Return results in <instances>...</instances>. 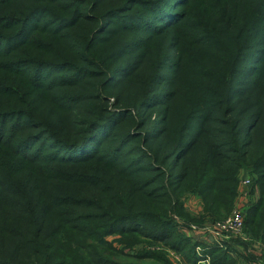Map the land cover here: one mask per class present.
<instances>
[{
    "label": "trees",
    "instance_id": "obj_1",
    "mask_svg": "<svg viewBox=\"0 0 264 264\" xmlns=\"http://www.w3.org/2000/svg\"><path fill=\"white\" fill-rule=\"evenodd\" d=\"M243 166L264 245V0H0V264H194Z\"/></svg>",
    "mask_w": 264,
    "mask_h": 264
},
{
    "label": "built area",
    "instance_id": "obj_2",
    "mask_svg": "<svg viewBox=\"0 0 264 264\" xmlns=\"http://www.w3.org/2000/svg\"><path fill=\"white\" fill-rule=\"evenodd\" d=\"M254 180L250 177L242 178L239 181L237 191V199L232 212L222 220L211 221L207 220L199 226H191L190 235L193 241L197 242L195 253L198 259L194 264H210L211 257L206 252L212 245L228 249L236 258H242L246 252H252L263 256V244L253 237L245 225L244 207L247 204V199L250 197L251 185ZM240 243H247V250L241 247ZM233 246L234 248H231ZM171 255L180 260L181 255L175 250H170ZM169 253V254H170ZM254 264H264V258L254 262Z\"/></svg>",
    "mask_w": 264,
    "mask_h": 264
},
{
    "label": "rangeland",
    "instance_id": "obj_3",
    "mask_svg": "<svg viewBox=\"0 0 264 264\" xmlns=\"http://www.w3.org/2000/svg\"><path fill=\"white\" fill-rule=\"evenodd\" d=\"M177 78H178V80L180 79L179 75H177ZM112 100H113V98L110 99V101H112ZM255 175H256V173L253 171V169L251 167L243 166L240 169V171L237 175L235 197L233 198L232 206H231V209L229 210V213L227 214V216L232 212V209H234L233 207L235 206L237 195H238L237 191H238V187H239L238 186L239 181L245 177H250L252 180H254V177H256ZM181 201L183 203V207H184L185 212L188 215H190L191 217L199 218L204 213L203 199L198 192L185 193L184 195H182ZM207 218H209V217L207 216L203 220H200L199 222H191V221H186L185 219H183L182 217H180L176 214L174 215V220L177 224L178 232L185 235V236H188L189 238H191V235H190L191 233L189 231L191 229V226H199V224L206 222ZM114 237L115 236H113V237L109 236L108 238L111 239ZM230 247L234 248L233 246H230ZM141 250L161 251V252H163L165 257L169 261H171L172 263L174 262V264H187V262H188L183 258L182 255H181L180 260H177L176 258H174L170 253V250L173 251V248H170L161 242H150V241H146V240H141V241L134 243L130 249V251H132V252H138Z\"/></svg>",
    "mask_w": 264,
    "mask_h": 264
},
{
    "label": "crops",
    "instance_id": "obj_4",
    "mask_svg": "<svg viewBox=\"0 0 264 264\" xmlns=\"http://www.w3.org/2000/svg\"><path fill=\"white\" fill-rule=\"evenodd\" d=\"M251 192H249V198L247 199V204L245 205V216L247 213L248 208L257 201V199L259 198V189L257 184L254 182L253 185H251L250 187ZM244 216V218H245ZM259 240V239H258ZM261 242V240H259ZM262 243V242H261ZM241 247L244 248L245 250H247L248 244L247 243H240ZM263 244V243H262ZM264 247V245H263ZM230 253V251H228ZM232 255V253H230ZM233 257H235L234 255H232ZM236 258V257H235ZM263 256L257 255L255 254L254 250L252 252H246V254L244 253V255H242V258H236L237 264H254V262H257L260 259H263Z\"/></svg>",
    "mask_w": 264,
    "mask_h": 264
}]
</instances>
